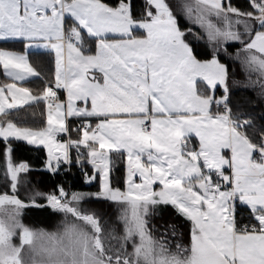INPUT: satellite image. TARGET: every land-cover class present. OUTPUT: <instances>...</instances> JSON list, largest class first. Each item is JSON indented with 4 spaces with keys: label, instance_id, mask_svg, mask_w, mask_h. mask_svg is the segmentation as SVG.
<instances>
[{
    "label": "snow or ice",
    "instance_id": "obj_1",
    "mask_svg": "<svg viewBox=\"0 0 264 264\" xmlns=\"http://www.w3.org/2000/svg\"><path fill=\"white\" fill-rule=\"evenodd\" d=\"M10 43L22 47L0 46V264H264V115L233 111L242 82L222 59L264 100V0H0ZM39 105L46 123L19 119ZM21 143L45 150L41 168L17 159ZM73 165L95 192L29 178ZM31 210L63 218L49 231L25 223Z\"/></svg>",
    "mask_w": 264,
    "mask_h": 264
},
{
    "label": "trees",
    "instance_id": "obj_2",
    "mask_svg": "<svg viewBox=\"0 0 264 264\" xmlns=\"http://www.w3.org/2000/svg\"><path fill=\"white\" fill-rule=\"evenodd\" d=\"M233 2L237 6H246L248 0H233ZM200 35L203 33L200 30H197ZM0 46H8V47H15L17 49L21 48L22 46L18 43L15 44H0ZM239 44L230 43L227 45L228 52L233 53L237 48H239ZM225 63L229 64L230 70L233 71L234 79L241 81L242 83L239 85L232 86L231 91V106L234 112H241L244 114H252L253 118L260 121L261 115H264V100L258 98L256 93L259 89H251L246 87V74L242 69V66L239 62L235 60H229L227 57H222ZM32 60L34 64L43 65L49 72H51V64L50 58L47 55H37L35 52L32 53ZM4 74L0 71V80H3ZM26 86L32 87L34 90H38L39 88L43 87V81L40 79H31ZM217 94L221 95L222 92L218 91ZM63 97V93H60ZM19 119L26 121L28 124H44L46 123V109L44 105L33 106L29 108L25 106L19 113ZM73 125L77 123L76 121H72ZM250 131H252L250 129ZM66 137V136H65ZM67 138V137H66ZM72 138H77L75 132L72 133ZM197 143L196 139H193V144ZM3 143L0 142V165L3 163ZM16 157L17 159L27 160L29 161L34 167L41 168L43 166V161L45 160V150H35L33 148L27 147L24 144H17L16 145ZM75 150H73V153ZM119 168L116 172L118 176H123L124 172V164L123 161H118ZM85 168H88L91 171L89 165H85ZM32 182L39 187L43 191H48L49 189L55 186L56 180L66 181L65 187H71L73 190H82L87 192H95L97 190V184L93 183L92 185H87L84 182V173L79 172L77 170V166L73 165L71 168V173L65 175L64 172L61 173L59 177L53 178L50 174L46 171H35L30 174L29 177ZM2 187V184H0ZM83 207L96 211L99 215H101L107 221H114L117 215L116 206L104 201H96V200H89L86 201ZM164 219H170L174 213L171 208L164 209ZM62 216L53 214L50 211H36L31 210L25 217V222L33 227H43L47 230H55L56 225L62 220ZM154 222L156 224L161 223L160 218H155Z\"/></svg>",
    "mask_w": 264,
    "mask_h": 264
},
{
    "label": "built area",
    "instance_id": "obj_3",
    "mask_svg": "<svg viewBox=\"0 0 264 264\" xmlns=\"http://www.w3.org/2000/svg\"><path fill=\"white\" fill-rule=\"evenodd\" d=\"M76 122H77V121H76ZM77 170H78L79 172H82L78 166H77ZM82 173H83V172H82Z\"/></svg>",
    "mask_w": 264,
    "mask_h": 264
},
{
    "label": "rangeland",
    "instance_id": "obj_4",
    "mask_svg": "<svg viewBox=\"0 0 264 264\" xmlns=\"http://www.w3.org/2000/svg\"><path fill=\"white\" fill-rule=\"evenodd\" d=\"M195 30L197 31V30H200V29H199V28H197V29H195ZM216 94H217V93H216ZM217 96H219V94H217ZM25 223H26V222H25ZM49 231H51V230H49ZM52 231H53V230H52Z\"/></svg>",
    "mask_w": 264,
    "mask_h": 264
},
{
    "label": "crops",
    "instance_id": "obj_5",
    "mask_svg": "<svg viewBox=\"0 0 264 264\" xmlns=\"http://www.w3.org/2000/svg\"><path fill=\"white\" fill-rule=\"evenodd\" d=\"M66 139V137H64Z\"/></svg>",
    "mask_w": 264,
    "mask_h": 264
}]
</instances>
